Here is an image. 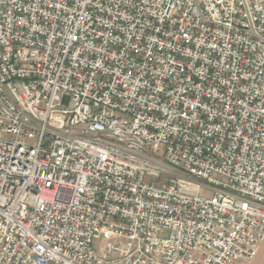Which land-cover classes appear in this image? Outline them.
<instances>
[{
    "label": "built area",
    "instance_id": "2783aa9c",
    "mask_svg": "<svg viewBox=\"0 0 264 264\" xmlns=\"http://www.w3.org/2000/svg\"><path fill=\"white\" fill-rule=\"evenodd\" d=\"M263 241L264 0H0V264Z\"/></svg>",
    "mask_w": 264,
    "mask_h": 264
},
{
    "label": "rangeland",
    "instance_id": "374dc122",
    "mask_svg": "<svg viewBox=\"0 0 264 264\" xmlns=\"http://www.w3.org/2000/svg\"><path fill=\"white\" fill-rule=\"evenodd\" d=\"M177 171L179 172V174L183 173L181 169H178ZM196 182H200V181H196ZM95 250L98 254H100L101 256H104L103 248L101 246L100 241H97L95 243ZM242 263L244 264H264V241L261 244V248H260L258 255L254 259L248 260V261L246 260V261H243Z\"/></svg>",
    "mask_w": 264,
    "mask_h": 264
}]
</instances>
